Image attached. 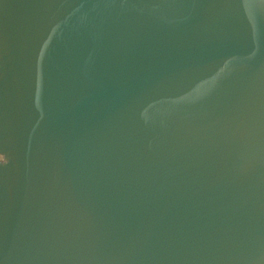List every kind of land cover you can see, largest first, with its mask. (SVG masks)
Masks as SVG:
<instances>
[{
  "label": "water",
  "instance_id": "95a60500",
  "mask_svg": "<svg viewBox=\"0 0 264 264\" xmlns=\"http://www.w3.org/2000/svg\"><path fill=\"white\" fill-rule=\"evenodd\" d=\"M0 264H264V0H0Z\"/></svg>",
  "mask_w": 264,
  "mask_h": 264
}]
</instances>
